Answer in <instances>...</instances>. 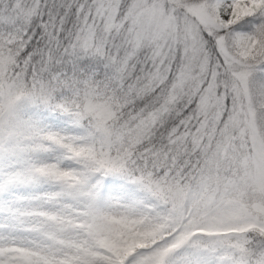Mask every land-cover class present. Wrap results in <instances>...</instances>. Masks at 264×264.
Returning a JSON list of instances; mask_svg holds the SVG:
<instances>
[{
  "label": "snow or ice",
  "instance_id": "snow-or-ice-1",
  "mask_svg": "<svg viewBox=\"0 0 264 264\" xmlns=\"http://www.w3.org/2000/svg\"><path fill=\"white\" fill-rule=\"evenodd\" d=\"M0 264H264V0H0Z\"/></svg>",
  "mask_w": 264,
  "mask_h": 264
}]
</instances>
